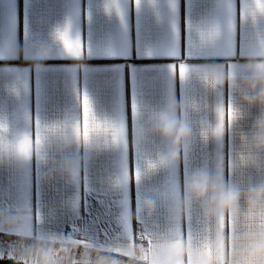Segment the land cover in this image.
I'll use <instances>...</instances> for the list:
<instances>
[{
	"label": "crops",
	"instance_id": "crops-1",
	"mask_svg": "<svg viewBox=\"0 0 264 264\" xmlns=\"http://www.w3.org/2000/svg\"><path fill=\"white\" fill-rule=\"evenodd\" d=\"M262 97L264 0H0V233L261 264ZM225 186L235 210H210Z\"/></svg>",
	"mask_w": 264,
	"mask_h": 264
},
{
	"label": "built area",
	"instance_id": "built-area-1",
	"mask_svg": "<svg viewBox=\"0 0 264 264\" xmlns=\"http://www.w3.org/2000/svg\"><path fill=\"white\" fill-rule=\"evenodd\" d=\"M7 241L15 246L21 257L20 262L25 264H36L41 256L51 259L54 264H150L136 257L81 247L77 244L27 237H10L7 240V237L0 233V243Z\"/></svg>",
	"mask_w": 264,
	"mask_h": 264
},
{
	"label": "clouds",
	"instance_id": "clouds-1",
	"mask_svg": "<svg viewBox=\"0 0 264 264\" xmlns=\"http://www.w3.org/2000/svg\"><path fill=\"white\" fill-rule=\"evenodd\" d=\"M261 99H264V97ZM161 131L164 136H168L175 132L180 140L187 138L190 134L187 128L181 129L178 125H166L161 129ZM209 191V184L205 179L194 181L189 188V193L196 199L204 198ZM211 193L209 208L212 211H227L229 209L235 210V207L238 205L241 198L239 189L235 187L229 188L225 186L223 189H211ZM251 196H254L257 200L260 199L264 196V189L258 188L250 191V197ZM251 258L259 259L261 260V264H264V251H254Z\"/></svg>",
	"mask_w": 264,
	"mask_h": 264
},
{
	"label": "water",
	"instance_id": "water-1",
	"mask_svg": "<svg viewBox=\"0 0 264 264\" xmlns=\"http://www.w3.org/2000/svg\"><path fill=\"white\" fill-rule=\"evenodd\" d=\"M0 264H25V263L11 259H0ZM77 264H81V263H77Z\"/></svg>",
	"mask_w": 264,
	"mask_h": 264
}]
</instances>
